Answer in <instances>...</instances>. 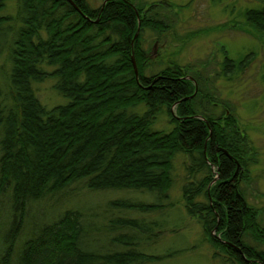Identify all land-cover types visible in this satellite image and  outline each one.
<instances>
[{"label": "trees", "instance_id": "trees-1", "mask_svg": "<svg viewBox=\"0 0 264 264\" xmlns=\"http://www.w3.org/2000/svg\"><path fill=\"white\" fill-rule=\"evenodd\" d=\"M260 1L244 17L264 33ZM90 4L18 0L15 15L0 13V62L8 58L7 68L0 66V264L158 259L143 247L157 240L152 213L174 205L169 191L179 153L185 209L200 222L216 255L264 264V219L246 189L254 157L237 119L225 107L218 112L203 89L205 77L190 75L187 66L145 73L142 31L168 30L159 12L148 15L132 0ZM5 7L0 0V12ZM14 22L15 34L7 37ZM236 64L227 58L226 71ZM47 79L55 80L63 102H42L34 84ZM161 115L172 125L169 131L154 128ZM75 182L86 190H149L165 201L113 199L98 221H87L82 208L71 206L56 220L30 226V203Z\"/></svg>", "mask_w": 264, "mask_h": 264}, {"label": "rangeland", "instance_id": "rangeland-1", "mask_svg": "<svg viewBox=\"0 0 264 264\" xmlns=\"http://www.w3.org/2000/svg\"><path fill=\"white\" fill-rule=\"evenodd\" d=\"M88 1L91 6L100 7L104 0ZM132 1L148 15L159 12L160 15L156 16L168 25V30L162 35L150 30L142 31L143 46L148 52L145 73L151 76L174 63L187 66L190 75L205 77L203 89L213 95L218 112L225 107L226 113L233 114L237 119L238 130L246 138L247 148H250L248 154L254 157L249 163L248 199L264 219V33L245 23L244 17L246 8L258 6L261 1ZM17 7L18 0H6V7L0 13L15 15ZM17 27L15 22L10 25L7 37L14 36ZM248 55L250 57L246 59ZM5 58L0 66L2 63L7 68ZM227 58L237 62L230 71H226L224 66ZM241 60L244 63L239 67ZM3 82L0 76V86ZM54 83V79H47L34 84L44 104L63 102L55 91ZM171 127L165 115H161L154 126L155 129L168 131ZM175 156L173 174L177 178L169 191V200L174 205L152 213V218L159 224L157 240L153 244H145L143 249L159 258L146 264H238L225 261L227 255H216L200 222L187 213L181 196L180 176L184 173V157L180 153ZM2 198L6 202L9 194ZM118 198H133L145 204L165 201L157 192L149 190H86L81 182H75L30 203L28 221L33 226L36 222L56 220L71 206L82 208L87 221L90 218L98 221L97 214H102V208L106 209L111 200ZM92 213L96 217H91ZM162 230L165 231L161 234Z\"/></svg>", "mask_w": 264, "mask_h": 264}, {"label": "water", "instance_id": "water-1", "mask_svg": "<svg viewBox=\"0 0 264 264\" xmlns=\"http://www.w3.org/2000/svg\"><path fill=\"white\" fill-rule=\"evenodd\" d=\"M138 34V32L136 33V35ZM134 67H135V70H136V73L138 74V69H137V65H136V62L134 61ZM227 152V151H226Z\"/></svg>", "mask_w": 264, "mask_h": 264}]
</instances>
